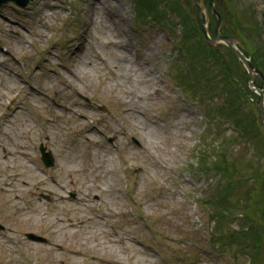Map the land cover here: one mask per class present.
Returning <instances> with one entry per match:
<instances>
[{"label":"rangeland","instance_id":"rangeland-1","mask_svg":"<svg viewBox=\"0 0 264 264\" xmlns=\"http://www.w3.org/2000/svg\"><path fill=\"white\" fill-rule=\"evenodd\" d=\"M183 1L34 0L25 7L11 1L0 6V124L1 116L11 111L4 102L9 87L17 94L12 103L21 106L0 127V179L6 176L0 187L14 186L13 173L21 171L17 164L21 159L44 168L40 145L54 156L52 167L40 169L45 175L32 167L46 178L45 185L27 189L33 179L25 175L28 183L20 186L22 198L17 200L24 208H11L7 202L13 196L0 189V224L5 227L0 232V264H97L56 249L54 241L83 248L87 257L105 256L101 247L111 245L119 250V261L127 264H232L233 260L264 264V231L259 239L250 233L245 251L238 249L244 244L229 245L226 253L208 245L209 238L216 243L227 232L264 226V217H258L263 197L256 193L262 183L243 180L258 167L264 183V125L256 108L258 95L249 88L246 97L242 93L248 85L247 72L235 56L224 45H216L225 55L228 77L218 63H204L196 39L203 36ZM202 2L208 8V0ZM215 4L246 52L264 62V0H215ZM215 24L209 15V37L214 36ZM85 60L93 67L88 75L81 70ZM254 84L262 87L258 79ZM228 87L234 89L235 100L229 98ZM135 91L146 99L130 100ZM236 95L243 98L238 101ZM125 100L131 103H126L130 113L127 105H119ZM32 104L45 110L31 108L33 115L27 108ZM231 106L237 109L236 120L232 119L242 127L236 131L231 120L224 124L220 119ZM136 120L141 128L133 127ZM23 121L32 124L20 129ZM91 121L100 132L88 129ZM68 128L76 142L69 134L64 136ZM72 144L80 147V155L96 150V157L88 161L89 157L76 159L73 154L67 167L64 159L70 147L75 148ZM9 150L27 152L30 163L16 154L5 156ZM114 165L125 170L123 189L124 185L127 189L121 190V205L106 211L102 201L117 200L110 169ZM135 201L143 217L128 207L134 205L136 210ZM35 204L38 210L28 211ZM96 212L108 216L106 224ZM242 212L250 213L251 220L232 216ZM39 213H46L42 221L36 220ZM27 215L36 223L26 224ZM27 232L46 243L28 240ZM157 232L160 236L155 237ZM86 236L93 247L83 243ZM119 236L124 237L123 245ZM125 237L131 244L130 238L138 239L139 246L128 245ZM142 237L149 250L143 249Z\"/></svg>","mask_w":264,"mask_h":264},{"label":"bare ground","instance_id":"bare-ground-1","mask_svg":"<svg viewBox=\"0 0 264 264\" xmlns=\"http://www.w3.org/2000/svg\"><path fill=\"white\" fill-rule=\"evenodd\" d=\"M92 53V52H91ZM85 58H89V56H87V57H85ZM90 59V58H89ZM138 64V63H137ZM93 69V67H92V64H91V61H89V60H85V62H84V65H83V68H81V70H82V72L84 73V74H86V75H88L89 74V71H90V69ZM120 71L122 72V74H126V69H125V66H120ZM140 83H143V78L140 80ZM154 84L155 83H157V82H153ZM15 91V89L14 88H12V87H9V90L7 91V94L9 95L8 97H9V99L12 101V100H14L15 99V97L17 96V94H13V92ZM132 96H130L129 98H130V100H132L133 102H137V101H143V100H145L146 99V96H145V94L144 95H141L140 93H139V91H135V93H132L131 94ZM150 95H152V96H156L157 94L155 93V92H151L150 93ZM129 104V102L128 101H126L125 100V102H122V103H119V105H127V104ZM129 105H131V103L129 104ZM129 105H127V113H130V108H129ZM32 124V122H30L29 121V124L27 123V121H26V123H24V121H23V124H21L20 125V129H23L24 127L25 128H28V127H30V125ZM133 127H137V128H141V126H140V123H139V121L138 120H136V121H134V123H133ZM67 134H65L64 136H67L68 134H70V133H72L73 132V130L71 129V128H68L67 129ZM46 132V130H45V128L44 127H42V133H45ZM93 139L90 137V141H92ZM93 142V141H92ZM74 158H76V159H78V156H77V151H74ZM72 155L73 154H70L68 157H66L64 160H65V162H66V165H67V167H71V165L70 164H72ZM91 156V158H95L96 156L95 155H90ZM86 158V157H85ZM107 159H108V161H111V164H114V162H113V160L111 159V158H109V157H107ZM22 160V159H21ZM21 160H19L18 162H17V164H18V166L21 168V171H19V172H14L13 173V175H15L17 178H16V180H15V182H14V186H12L10 183H9V185H3L2 187H0V189H1V191L2 192H6L7 193V195H12L13 196V198H11L9 201L11 202H7L10 206H11V208H13V209H15V210H20V209H22V208H24L25 207V205L23 204V203H21V202H18L19 200H21V195L19 194V191H21V189H22V187H20V186H22L23 184H25V183H28L27 182V180H25L24 178H25V175L27 176V179H33V181L31 182L30 181V185L29 184H27L28 186H27V189H31V187H33V186H37V185H45L47 182H46V178L41 174V176H39V175H37V173H35V170L34 169H32V167L31 166H29V165H27V164H25L24 162H22ZM23 160H25V159H23ZM74 165V164H73ZM111 169V172L113 173V174H115L116 172H117V169L116 168H110ZM105 171V170H104ZM106 172H108V170H106ZM41 173V172H40ZM109 173V172H108ZM106 176H107V174H106ZM105 176V177H106ZM6 178V176L5 177H3V178H1L0 179V185L2 184V182H3V180ZM102 179V181H103V177L101 178ZM9 182V181H8ZM21 184H20V183ZM59 196L61 197L62 196V193H59ZM16 199V200H15ZM18 200V201H17ZM18 203V205L19 206H17L16 204ZM102 203L104 204V205H106L107 207H108V209L106 208V207H104V206H102V208L104 209V210H106V211H109V208L110 207H112L113 205H118V204H120L117 200H115V201H108L107 203H105V202H103L102 201ZM8 205V206H9ZM37 206L38 205H34V207H32V205L29 207V208H27L28 209V211H31V212H35V211H37L38 209H37ZM45 214L46 213H39L37 216H36V220L38 219V221H42L43 219H44V216H45ZM57 217V219L60 217L59 215H57L56 216ZM24 221H25V223L26 224H35L36 222H34V220H33V217L32 216H30V215H27V216H25L24 217ZM55 226H57L58 228H62V224H58V225H56V224H54ZM72 225H74V223L72 224ZM72 225H69V226H72ZM74 227V226H73ZM64 229V228H63ZM69 234H70V236L71 237H74V236H76L77 234L75 233V232H68ZM87 238H89V236L87 237H85L84 239H83V243L84 244H87V245H89L88 246V248H91V247H93L92 245H90L89 243H88V240H87ZM94 241V240H93ZM55 243H54V247L56 248V249H60V250H63V248H67V247H65V246H63V244L62 243H59V242H56V241H54ZM95 243V242H94ZM96 244V243H95ZM95 246H99L98 244H96ZM101 246H103V245H101ZM105 248H103V247H101L103 250H104V252H106L107 254L105 255V256H108V257H105V256H98V255H95V254H93L92 256L95 258V260H96V262H98V263H108V264H127V263H123V262H120L119 261V250L116 248V247H114V246H108V247H106V246H104ZM95 248V247H94ZM67 250L68 251H70V252H72V256H74V257H76L77 255H79L80 254V252H85L86 250L85 249H83V248H67ZM121 254V253H120ZM117 256V258L115 257V258H113L112 256Z\"/></svg>","mask_w":264,"mask_h":264},{"label":"water","instance_id":"water-1","mask_svg":"<svg viewBox=\"0 0 264 264\" xmlns=\"http://www.w3.org/2000/svg\"><path fill=\"white\" fill-rule=\"evenodd\" d=\"M9 0H0V3L6 2ZM20 5H26L28 1L30 0H12ZM192 3L193 10L196 13L197 21L199 24V27L207 41V43L210 46H215L217 43H223L225 44L237 57V59L242 63V65L245 67L247 71V83L249 86L254 90L255 93L259 95V102L257 104V109L259 112L260 119L262 123L264 124V75L263 73L252 63L251 59L243 53V46L235 38L231 35H223L220 32L221 27L223 26V19L220 15V13L215 9V2L214 0H209V10L212 14H214L217 18V24L215 26V36L213 38H210L207 33V22H208V11L204 7L202 0L199 2L195 0H188ZM197 5L202 7L204 9L205 14V22H202V12L198 10ZM259 78L263 82V87L258 88L253 84V81L255 78ZM47 163H51V159L49 158L47 160ZM30 238L40 240L39 237L35 235H29Z\"/></svg>","mask_w":264,"mask_h":264},{"label":"trees","instance_id":"trees-1","mask_svg":"<svg viewBox=\"0 0 264 264\" xmlns=\"http://www.w3.org/2000/svg\"><path fill=\"white\" fill-rule=\"evenodd\" d=\"M185 2V4L190 8V10H191V6H190V4H189V2H187L186 0H184L183 1V3ZM240 29H241V27H240ZM194 31H195V28H194ZM224 31L225 32H228V33H231L230 32V29L229 30H226V29H224ZM241 31H242V29H241ZM197 42H200L199 44H201L200 46H202V53L204 54V57H205V61H204V63L205 64H207V65H209V66H211L212 64L211 63H208L207 62V57H206V54H207V52L205 51V49H204V45H203V42L202 41H200V40H198L197 39ZM214 52H215V55H214V60H215V63H213V64H217V63H219L220 61H221V66L219 67L220 68V72L225 76V77H228L229 75H230V70H229V66H228V64H227V62H225L224 60V56L225 55H223V54H219L218 56H217V54H216V51H218V49H214L213 50ZM202 56V55H201ZM252 58H253V61L256 63V65L258 66V67H260L262 70H263V72H264V62L261 60V59H259L258 58V56H252ZM213 66V65H212ZM234 80H235V78H234ZM232 82H234L232 79L231 80H229V85L232 87ZM242 89H243V86L241 87ZM226 91H227V93H228V95H229V98H231V100H235L234 98H233V93L235 94V91H234V89H231L230 87H228L227 89H226ZM244 91H248V93L249 92H251L249 89H248V87L247 86H245L244 87V89H243V91H242V93H243V95H245V97L247 96L246 95V93L244 92ZM243 95L240 97V98H238L237 97V95H236V97H237V99H238V101L239 100H241V98H243ZM234 106H236V105H234ZM236 107H234V109H233V106H231L230 107V109L228 110V108H227V111L225 112L226 113V117H227V119L228 120H231L232 122H233V125H235L236 127H238L239 129L240 128H242V127H240L239 125H238V122H236V121H234V120H236L235 118H233V114H234V117H235V114H236V111L235 110H237V109H235ZM234 120H233V119ZM259 171H260V169L258 168V167H254L253 168V171H252V175H248V176H246V177H244L243 178V180H244V182H248V181H250L251 179H253V180H255V181H259V184L260 183H262L261 185H260V188H259V190L256 192V193H258L259 194V196H261V197H263L262 198V202H264V186H262V185H264V183H263V177H261L260 176V174H259ZM249 178L250 180H246V178ZM232 178H234L233 177V175H232ZM259 186V185H258ZM249 197V199H250V195L248 194V192H245V198L247 199ZM249 199H248V201H249ZM249 205H250V203H248ZM260 204H261V202H260ZM255 206V209L257 208V209H262L261 207H256V206H258V205H254ZM245 209V208H244ZM243 209V210H244ZM233 215H239V216H241L240 218L243 220V219H247L248 221H250L251 220V218H250V213H244V212H242V213H237V214H233ZM232 215V216H233ZM258 217H260L261 219L264 217V209H263V213H261L260 215H258ZM256 225H259V227H253V228H251V227H242L241 228V231L238 233V232H236V233H229V238H234V239H236V240H238V239H241V240H247L248 238H249V235H250V233L252 234V235H254V236H257V239H259V238H261V237H263V231H264V226L263 225H261V223H258V224H256Z\"/></svg>","mask_w":264,"mask_h":264}]
</instances>
